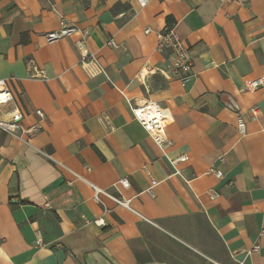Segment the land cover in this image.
Instances as JSON below:
<instances>
[{"label":"crops","instance_id":"crops-1","mask_svg":"<svg viewBox=\"0 0 264 264\" xmlns=\"http://www.w3.org/2000/svg\"><path fill=\"white\" fill-rule=\"evenodd\" d=\"M63 23L76 32L49 43ZM169 25L194 61L187 83L159 72L171 55L155 33ZM83 36L99 62L88 70ZM257 79L264 0H0V81L14 97L0 120L14 106L25 127L44 114L29 144L0 129V264H264V244L252 252L264 231V88L245 89ZM148 102L168 118L166 149L131 111Z\"/></svg>","mask_w":264,"mask_h":264},{"label":"built area","instance_id":"built-area-1","mask_svg":"<svg viewBox=\"0 0 264 264\" xmlns=\"http://www.w3.org/2000/svg\"><path fill=\"white\" fill-rule=\"evenodd\" d=\"M139 5L142 8H145L149 0H137ZM76 27H68L65 23L62 24L60 31L49 33L47 35V41L52 43L60 39L68 38L76 32ZM146 34H151V29L145 30ZM157 38V51L163 52L168 51L171 55V64L168 72L159 71L163 75L169 78L178 79L182 83L189 82L193 77V67L194 61L191 57L188 46L181 39L179 34L176 32L174 26L169 25L163 30L155 33ZM86 36V34H84ZM82 37L79 41L76 42V48L80 54V63L83 68L88 70L90 65H99V62L95 55L91 54L86 47L85 37ZM108 45L116 47V44L113 40H110ZM34 69H36L34 67ZM42 73V72H41ZM42 79H44L41 76ZM264 88V80L257 79L248 81L245 85L247 91L253 92L258 89ZM14 103V97L11 90L6 85L5 81H0V108L8 107ZM131 111L135 119L140 123L144 130L153 138L155 143L162 149H166L170 145L169 140L166 136V127L168 124V118L160 110V107L155 102H148L138 106H132ZM252 113L256 116L259 113V107H253ZM10 118L8 120H0V129L4 132L17 137L26 144H29L28 139L33 138L38 135L43 129V120L44 114L40 110L35 111L37 116V121L25 127L23 121L25 119L24 113L18 107L14 106L13 109L9 112ZM237 128L240 135H245L246 123L244 119L239 116L237 120ZM45 155V154H44ZM47 158L51 159L48 155H45ZM188 161V156L183 155L177 159L171 161V164L176 167L179 163H185ZM215 173L216 177L221 179L223 175L219 171H212ZM124 188L129 187V182L127 180H121L119 182ZM94 192L95 198L101 202L100 197L106 196L110 198L117 206L123 207L132 211L130 207V200H124L115 196H112L108 192L89 184ZM158 185L157 181L151 182V187L148 189L149 193H152L153 188ZM211 199L217 197L216 193L211 194ZM95 225L98 227L106 226V221L104 218H99L95 222ZM264 244V231H262L259 236L257 243L253 246L252 252H258L261 249V246Z\"/></svg>","mask_w":264,"mask_h":264}]
</instances>
